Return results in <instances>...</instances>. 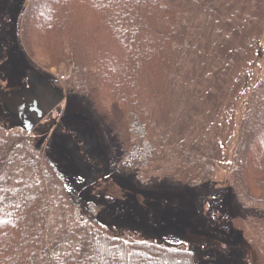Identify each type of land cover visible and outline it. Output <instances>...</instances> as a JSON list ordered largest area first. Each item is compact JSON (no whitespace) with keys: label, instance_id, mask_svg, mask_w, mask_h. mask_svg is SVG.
Returning a JSON list of instances; mask_svg holds the SVG:
<instances>
[{"label":"rangeland","instance_id":"obj_1","mask_svg":"<svg viewBox=\"0 0 264 264\" xmlns=\"http://www.w3.org/2000/svg\"><path fill=\"white\" fill-rule=\"evenodd\" d=\"M33 1L0 0V90L20 88L34 72L47 77L65 100L31 133L13 129L0 135L30 147L28 156L40 163L49 189H65L56 179V172L63 174L81 201L80 216H88L87 205L94 204L96 228L109 235L192 249L195 264H264V196L261 204L249 200L248 207L257 208L249 209L250 218L248 212L241 216L231 191L244 199L237 149L256 121L251 109L264 105V0H181L194 22L177 30L187 47L182 44L186 52L169 77L171 105L143 108L148 141L156 148L142 170L146 185L123 167L138 143L127 116L114 117L102 97L70 94L75 78L69 63L46 68L41 58L13 44L14 21L20 17L21 39V21ZM4 115L0 102V130L6 129ZM202 178L210 182L190 185ZM75 203L70 195L57 202L45 234L51 254L27 264H69L80 255L73 240L88 237L81 218L74 217ZM56 240L65 249L58 260Z\"/></svg>","mask_w":264,"mask_h":264},{"label":"trees","instance_id":"obj_2","mask_svg":"<svg viewBox=\"0 0 264 264\" xmlns=\"http://www.w3.org/2000/svg\"><path fill=\"white\" fill-rule=\"evenodd\" d=\"M12 6L9 3L5 12ZM45 6L48 9L43 14L40 11ZM27 10L21 21V39L20 17L14 21L13 44L19 45L27 56L41 58L40 63L46 68L69 63L75 78L69 85L70 94L102 97L114 110V117L127 116L138 143L128 152L123 167L133 171L139 182L149 183L143 180L142 170L155 156L156 148L148 141L143 108L171 105L169 77L180 65L187 47L185 34L177 30L192 27L194 17L189 9L181 0H34ZM179 42L181 48L173 46ZM98 97L96 103L100 101ZM250 114L256 121L252 131L240 141L236 155L237 169H244L245 189L240 193L244 199L233 188L231 191L241 216L248 212L253 218L249 209L257 208L248 204H261L264 196V105L253 107ZM4 127L7 130L0 132L12 130L7 120ZM113 135L119 140L118 134ZM27 146L23 141L0 135V264H27L29 260L36 261L41 253L50 256V244L45 239L47 222L61 197L68 199L69 195L76 201L74 217L81 218L88 237L87 241L73 240L80 255L71 258L69 264H74V260L78 264H195L192 249L167 248L144 241L128 243L96 228L99 212L90 202L89 215L83 219L81 201L68 189L64 175L56 172V179L65 189L56 185L49 189L50 180L43 177L40 163L35 158L30 160ZM209 182L202 178L190 185ZM57 241L52 246L58 249L54 260L65 252Z\"/></svg>","mask_w":264,"mask_h":264},{"label":"water","instance_id":"obj_3","mask_svg":"<svg viewBox=\"0 0 264 264\" xmlns=\"http://www.w3.org/2000/svg\"><path fill=\"white\" fill-rule=\"evenodd\" d=\"M65 95L47 77L29 72L23 86L0 90V102L10 129L34 131L63 101ZM43 142L39 143L41 146Z\"/></svg>","mask_w":264,"mask_h":264},{"label":"flooded vegetation","instance_id":"obj_4","mask_svg":"<svg viewBox=\"0 0 264 264\" xmlns=\"http://www.w3.org/2000/svg\"><path fill=\"white\" fill-rule=\"evenodd\" d=\"M44 76V75H43ZM9 123V121H7Z\"/></svg>","mask_w":264,"mask_h":264}]
</instances>
